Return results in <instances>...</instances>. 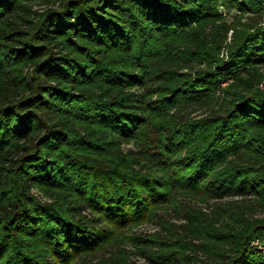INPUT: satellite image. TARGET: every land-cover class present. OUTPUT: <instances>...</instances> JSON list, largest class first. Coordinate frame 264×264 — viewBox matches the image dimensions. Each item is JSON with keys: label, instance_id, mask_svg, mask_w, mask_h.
<instances>
[{"label": "trees", "instance_id": "trees-1", "mask_svg": "<svg viewBox=\"0 0 264 264\" xmlns=\"http://www.w3.org/2000/svg\"><path fill=\"white\" fill-rule=\"evenodd\" d=\"M263 14L264 0H0V264H124L125 242L159 249L153 264L197 249L264 264ZM178 194L239 199L207 215ZM173 205L204 247L125 234Z\"/></svg>", "mask_w": 264, "mask_h": 264}, {"label": "rangeland", "instance_id": "rangeland-1", "mask_svg": "<svg viewBox=\"0 0 264 264\" xmlns=\"http://www.w3.org/2000/svg\"><path fill=\"white\" fill-rule=\"evenodd\" d=\"M219 12L221 13V19H224L227 23L232 21L233 16L237 13L234 9H229L226 7H222V5L219 6ZM262 19L264 20V14ZM244 20H241L240 24H242ZM239 24V25H240ZM264 22H262V25ZM240 28V27H238ZM233 31L230 30L227 33V40L230 41L231 35ZM220 57H226V51L224 49L220 50ZM188 69H185L183 72H187ZM261 73H264V67L260 69ZM232 81V80H231ZM230 81V82H231ZM227 82L221 83V87L225 86ZM264 85V83H262ZM262 88V85H260ZM223 93H220L219 96H217V105L214 103L213 105L209 106L210 104H207L203 107L194 106L186 109L183 113L185 114V117H190L192 119H198L201 117H207L212 114L213 111L221 109L222 106V98ZM221 103V104H220ZM214 109V110H211ZM120 149L123 152H126L129 149H133V145L130 143H121ZM32 193L37 195L39 192L36 189H32ZM184 196H180L179 194L176 196V201L180 205L183 202L190 201L191 205L195 208V210L211 215V213L214 211V208L218 205L219 202L228 203L230 201H234L235 199L239 198H226L221 201H215L210 200L208 202L198 201V200H191L189 198H183ZM38 198L42 199V195L39 194ZM250 200V199H248ZM252 204H255L252 200H250ZM223 204V203H222ZM254 212L255 216L258 218L264 219V210H261L255 206ZM87 214V212H84ZM156 215L157 217L152 219L151 221L137 224L134 227H131L129 229L125 230V234L130 235H137L145 238H150L151 236H157V240L163 239H172V237H178L180 236V239H182L183 245H189L190 243L197 246H203L202 240L196 239L197 233L193 231L194 227L196 228V224H194L187 216L186 211L184 210V207L177 205H173L168 208H160L156 209ZM164 226H166L164 228ZM197 229V228H196ZM173 238L172 240H174ZM258 240L257 242L253 243L252 245L257 247L259 246L260 249L257 247V250L260 251V254L264 257V239H254ZM123 248L124 252V264H153L150 259H152L151 254H153V251H159V249L156 248H145L143 246H136L130 243H122L119 245ZM109 248L108 250H110ZM107 250V251H108ZM104 251V252H107ZM205 249H197L195 252L188 253V256L193 255L191 257L192 260L189 262V264H205L206 263V256ZM148 257V258H147ZM209 257V256H207ZM150 258V259H149ZM210 258V257H209ZM91 260L92 259H87ZM95 261V260H94Z\"/></svg>", "mask_w": 264, "mask_h": 264}, {"label": "built area", "instance_id": "built-area-1", "mask_svg": "<svg viewBox=\"0 0 264 264\" xmlns=\"http://www.w3.org/2000/svg\"><path fill=\"white\" fill-rule=\"evenodd\" d=\"M257 241H258V240H254V241L252 242V244H253V243H255V242H257ZM257 247L260 249V247H259V246H257Z\"/></svg>", "mask_w": 264, "mask_h": 264}]
</instances>
